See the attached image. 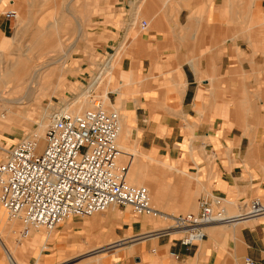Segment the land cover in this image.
<instances>
[{
	"label": "crops",
	"instance_id": "0c3cea01",
	"mask_svg": "<svg viewBox=\"0 0 264 264\" xmlns=\"http://www.w3.org/2000/svg\"><path fill=\"white\" fill-rule=\"evenodd\" d=\"M37 5L45 3L0 0V58L30 32L28 24L44 30L65 22L49 8L35 15ZM9 10L17 18H7ZM90 12L93 58L76 57L73 64L76 43L64 51L59 66H52L57 86L70 87L71 79L85 83L113 63L104 84L109 103L122 115L118 142L121 137L124 147L136 151L139 172L160 206L155 207L198 213L203 198L222 196L228 213L241 217L253 199L264 204V0H96ZM24 64L9 68L7 77H18ZM122 117L130 127L123 134ZM18 118L0 126V142L6 132L16 135L30 126L28 117ZM120 162L128 163L122 155ZM120 208L79 226L65 222L53 239L34 231L29 238L43 244L24 254L18 247L25 241L12 235L0 205V234L7 233L14 249L0 236V264L17 260L13 251L31 264L41 257L43 264H246L247 258L264 264V214L212 224L201 241L186 247L181 232L161 235L168 225L155 231L150 218Z\"/></svg>",
	"mask_w": 264,
	"mask_h": 264
},
{
	"label": "built area",
	"instance_id": "2783aa9c",
	"mask_svg": "<svg viewBox=\"0 0 264 264\" xmlns=\"http://www.w3.org/2000/svg\"><path fill=\"white\" fill-rule=\"evenodd\" d=\"M5 15L15 19L18 13L9 10ZM142 26L146 27V23ZM105 70L107 67L89 85L98 86ZM89 97L94 108L54 113L43 137V148L36 133L8 147L0 146L5 153V158L0 160V205L10 218L21 221L19 241L29 238L34 231L44 230L50 235L70 217H90L118 206L129 207L138 216L171 221L159 234L179 231L181 244L191 247L206 236V228L212 224H230L239 218L264 214V204L255 198L248 203L249 211L245 215H231L228 200L222 196L203 198L198 213L169 214L158 210L149 187L131 183L129 163L120 162L119 112L106 109L95 97L94 89ZM124 242L99 249H110ZM11 262L21 264L15 259ZM246 264L256 263L247 258Z\"/></svg>",
	"mask_w": 264,
	"mask_h": 264
},
{
	"label": "rangeland",
	"instance_id": "374dc122",
	"mask_svg": "<svg viewBox=\"0 0 264 264\" xmlns=\"http://www.w3.org/2000/svg\"><path fill=\"white\" fill-rule=\"evenodd\" d=\"M96 0H38V4L40 2H44L45 5H37L34 10V14H38L39 12L50 9L51 13H56L58 15V18L65 19L64 23H51L50 27L47 29H38L35 24H28L30 26V32L24 33L20 35V38L16 41V44L12 48V53L7 55H2L0 58V91L5 90L6 94L3 97H7L12 102H17L16 98L19 96L21 97L24 94L25 88H29L31 86V79L29 76H25L23 79L18 80L17 75L15 73L14 78L12 77L11 80L9 77H7L8 72L10 71L9 68H13L14 66H18L19 63H22L26 60L28 64L31 65L32 68L40 67L43 69V80L52 81L51 82V88L53 91L46 92L45 94L41 95L37 101H33L27 104L22 105L18 115L13 114L10 116L12 120H16L20 115H23L24 117H28V122L30 124L29 127H23L18 128V130H15V133L18 132L19 134H13L12 136L9 135L10 132H6L5 136L6 138H3V142H0V144L4 147H8L9 145H12L19 141L22 138L27 137L31 133L35 132L37 133V128L41 121L44 120L45 116L52 114L54 115L55 112L61 111V110H71L74 112H83L87 109H91L93 107L92 102H90L89 93L92 89L95 90V97L103 102V105L108 110L115 109L112 107L109 103L106 101L105 93H106V86L105 82L111 80L112 74H110V71L104 72L105 76L101 77V80L99 81L98 86H94L93 84L89 85L93 79H88L87 82L81 83V82H72L67 80L68 74L65 75L67 82L70 84H73L69 87L65 86V88L60 87V93L56 92V90H59V87L57 84H59V78L57 74L53 73L52 66H56V68L59 66L58 63H60V58L63 57L64 51L68 52L71 50V48L76 44H78V47L73 50L69 56V59L72 60L73 64L77 62L75 59L76 57H82L86 55V57L93 58V49L96 47L95 39L93 38V14L90 12V7L92 6L93 2ZM99 1V0H98ZM19 11V18L21 17V12ZM56 15V16H57ZM22 18V17H21ZM20 18V19H21ZM81 21H77V20ZM42 25V24H40ZM83 26L85 29V35L82 37L80 35V27ZM18 27V26H17ZM63 37H59L61 35ZM53 36V37H52ZM47 37H50L47 39ZM89 41V42H88ZM73 58V59H72ZM32 61V62H31ZM56 61V62H55ZM31 62V63H30ZM65 62V61H64ZM93 85V86H92ZM92 86V87H91ZM19 89L22 90L19 92ZM89 90V91H88ZM55 91V92H54ZM85 94V95H84ZM84 95V97H83ZM86 103L84 106L78 109V106L80 107V103H76L77 99H86ZM1 96V95H0ZM81 97V98H80ZM89 97V99H88ZM106 101V102H105ZM41 102V103H40ZM72 104V105H71ZM2 104H0L1 107ZM69 105V106H68ZM70 108V109H69ZM75 109V110H74ZM81 109V110H80ZM17 110V109H16ZM5 113L6 110H0V113ZM53 116L49 119V122L52 120ZM19 119V118H18ZM39 123V124H38ZM49 125V124H48ZM47 129V128H46ZM14 133V132H13ZM11 138V139H10ZM12 138H18V140H13ZM119 143V142H118ZM45 145L44 140H41V147L43 148ZM123 151V150H122ZM123 154V152H122ZM129 158H126V161L130 166V172H129V181L133 184L138 185H144L143 183H136V174L139 171V166L137 163V159L135 156V153L133 155L131 154L128 156ZM134 157V158H133ZM3 158L0 156V159ZM151 191V190H150ZM152 197H153V205L157 208H160L159 205H157V199L154 197L153 190L151 191ZM116 208L121 209L118 206H111L110 208ZM109 208V209H110ZM108 209V210H109ZM129 210H131L128 207ZM249 209V206L247 207ZM172 212V211H168ZM174 213H178L177 211H173ZM187 212V211H183ZM97 213V214H103ZM96 214V215H97ZM145 218H150L151 222L155 224L156 228H161L163 225H170L171 221L169 220H163L161 218H156L153 216H140ZM91 217H85V218H79V217H70L62 224H74L79 226L82 222H87L90 220ZM156 220L158 222H156ZM12 224V226H9L8 229H13L14 234L12 235L16 238H18L19 232L22 229V223L19 219L16 218H8V222ZM62 224L51 234L52 239L55 237V235L58 233L59 229L61 228ZM3 240L7 242V245L9 247L12 246L8 243V240L6 238L7 233H3ZM38 235H42L43 237L46 236V232L44 230H41V232ZM24 242V245L20 248L18 247L24 254L33 253L34 251H38V249L43 244V239L39 242H33V238H27ZM15 246V244H14ZM84 248H81L82 251ZM14 252V251H13ZM75 254L72 253L70 257L74 256ZM77 255V254H76ZM17 260L21 264H31L24 263L23 259H21L18 255ZM39 261V260H38ZM37 261H35L36 263ZM34 263V262H33ZM43 264V257H41V260L37 262V264Z\"/></svg>",
	"mask_w": 264,
	"mask_h": 264
},
{
	"label": "bare ground",
	"instance_id": "6f19581e",
	"mask_svg": "<svg viewBox=\"0 0 264 264\" xmlns=\"http://www.w3.org/2000/svg\"><path fill=\"white\" fill-rule=\"evenodd\" d=\"M112 65H113V63H111ZM112 65H110V67L111 68H109V69H107L106 71H110L111 69H112ZM21 71H22V73L17 77V79L18 80H21V79H23L25 76H29L30 77V79H31V86H29V88H25V91H24V94L21 96V97H17L16 98V101L17 102H12L13 101V99H11V101H8L9 99L7 98V97H3L4 95H2V94H6V91L4 90H1L0 91V104H2L1 105V107H0V110H6V112L5 113H0V126H2V127H5V126H9L10 124H11V122H12V117L10 118V116H12L13 114L15 115V114H17L18 115V113H19V110H20V108H21V106L22 105H29V103H31V102H33V101H37L38 99H39V97L41 96V95H43V94H45L46 92H51V91H53V89L51 88V82L52 81H45V80H43V74H44V71H43V69L42 68H40V67H35V68H30V64H24V67H22V69H21ZM60 87V86H59ZM121 90V89H120ZM22 90H20L19 89V92H21ZM55 92V91H54ZM56 92H57V90H56ZM85 95V94H84ZM84 95H83V97H84ZM87 96L88 95H86V99H84V100H80V99H77V101H75V104L76 103H80L79 105H80V107L78 106V109L79 108H81L82 109V107L84 106V104L86 103V100H87ZM106 96V95H105ZM81 98V97H80ZM88 99H89V97H88ZM90 100V99H89ZM119 100V99H118ZM106 101H107V103H109V99L106 97ZM105 101V102H106ZM90 102H91V100H90ZM41 103V102H40ZM110 104V103H109ZM72 105V104H71ZM111 105V104H110ZM69 106V105H68ZM122 107H123V104L121 105ZM95 107V104H93V107L92 108H94ZM17 109V110H16ZM70 109V108H69ZM72 109H73V107H72ZM71 109V110H72ZM80 109V110H81ZM120 108L119 107H115V110H119ZM66 110V109H65ZM70 110V111H71ZM75 110V109H74ZM72 112H74V111H72ZM80 112V111H79ZM53 115L52 114H49V115H47V116H45V118H44V120L43 121H41L42 123H38L39 125H38V128H37V135L40 137V139L41 140H43V137H44V134H45V131H46V128H47V126H48V122H49V119L52 117ZM122 116V115H121ZM127 117V116H126ZM125 117V118H126ZM125 118L124 117H122V123H123V131H122V133L121 134H123L124 132H127V131H129L130 130V127H128V126H126L125 125ZM131 129H133V128H131ZM2 130V129H1ZM132 131V130H131ZM33 133H35V132H33ZM130 134V133H129ZM126 135V134H125ZM127 135H128V133H127ZM130 135H132V133L130 134ZM6 137V136H5ZM128 138V141H130L131 140V137H130V140H129V136L127 137ZM120 140H121V137H120V139H119V145H120V147H121V149L123 150L122 152H123V160H126V158H129L128 156H130L131 154L133 155V153L135 152L136 153V151H132L131 149H129V148H126V147H124L121 143H120ZM133 142V141H132ZM135 143V142H134ZM42 148V147H41ZM131 148V147H130ZM2 157L3 158H5V153H3L2 152ZM134 158V157H133ZM130 164V163H129ZM131 165V164H130ZM138 174H136V183H143L144 185H146V186H148L149 187V189L152 191L153 190V186H152V184H151V182L150 181H148L147 179H146V175L141 171V168H140V172L138 171L137 172ZM151 191H150V193H151ZM153 193H154V191H153ZM151 197H152V194H151ZM152 201H153V197H152ZM4 209V208H3ZM5 210V209H4ZM245 211L246 212H248L249 210H247V209H245ZM5 212H6V215H7V217L8 218H10L9 217V215H8V213H7V211L5 210ZM159 228H156L155 229V231L156 230H158ZM3 234V233H2ZM2 234H0V236H1V238L3 237V235ZM3 245V244H2ZM118 245V244H117ZM116 246V245H115ZM13 254H14V256L16 257V255H15V252H13ZM17 258V257H16Z\"/></svg>",
	"mask_w": 264,
	"mask_h": 264
}]
</instances>
